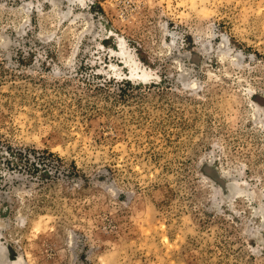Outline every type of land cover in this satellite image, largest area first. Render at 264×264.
Returning <instances> with one entry per match:
<instances>
[{
  "label": "rangeland",
  "instance_id": "obj_1",
  "mask_svg": "<svg viewBox=\"0 0 264 264\" xmlns=\"http://www.w3.org/2000/svg\"><path fill=\"white\" fill-rule=\"evenodd\" d=\"M263 207L264 0H0V264H264Z\"/></svg>",
  "mask_w": 264,
  "mask_h": 264
},
{
  "label": "bare ground",
  "instance_id": "obj_2",
  "mask_svg": "<svg viewBox=\"0 0 264 264\" xmlns=\"http://www.w3.org/2000/svg\"><path fill=\"white\" fill-rule=\"evenodd\" d=\"M127 59V57H126ZM224 186V185H223ZM227 189L224 187V196L228 197L229 195L240 191L241 192V189L238 188V186L236 184H229V185H226ZM264 208V207H263ZM259 211L264 214V209L260 208Z\"/></svg>",
  "mask_w": 264,
  "mask_h": 264
}]
</instances>
